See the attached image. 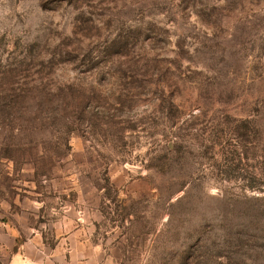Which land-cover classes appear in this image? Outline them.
Returning a JSON list of instances; mask_svg holds the SVG:
<instances>
[{
  "label": "rangeland",
  "instance_id": "374dc122",
  "mask_svg": "<svg viewBox=\"0 0 264 264\" xmlns=\"http://www.w3.org/2000/svg\"><path fill=\"white\" fill-rule=\"evenodd\" d=\"M73 230L264 264V0H0V264Z\"/></svg>",
  "mask_w": 264,
  "mask_h": 264
},
{
  "label": "crops",
  "instance_id": "0c3cea01",
  "mask_svg": "<svg viewBox=\"0 0 264 264\" xmlns=\"http://www.w3.org/2000/svg\"><path fill=\"white\" fill-rule=\"evenodd\" d=\"M78 235L67 231L54 247L33 237L12 254L9 264H111L106 246Z\"/></svg>",
  "mask_w": 264,
  "mask_h": 264
}]
</instances>
